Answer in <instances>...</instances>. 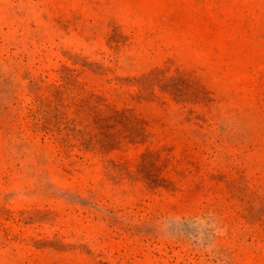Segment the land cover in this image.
I'll return each instance as SVG.
<instances>
[{
	"label": "rangeland",
	"instance_id": "374dc122",
	"mask_svg": "<svg viewBox=\"0 0 264 264\" xmlns=\"http://www.w3.org/2000/svg\"><path fill=\"white\" fill-rule=\"evenodd\" d=\"M0 264H264V0H0Z\"/></svg>",
	"mask_w": 264,
	"mask_h": 264
}]
</instances>
